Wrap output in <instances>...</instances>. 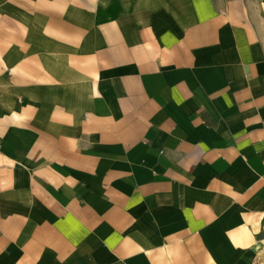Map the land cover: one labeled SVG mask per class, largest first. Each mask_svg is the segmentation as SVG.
Listing matches in <instances>:
<instances>
[{
  "label": "crops",
  "instance_id": "1",
  "mask_svg": "<svg viewBox=\"0 0 264 264\" xmlns=\"http://www.w3.org/2000/svg\"><path fill=\"white\" fill-rule=\"evenodd\" d=\"M0 264H264V0H0Z\"/></svg>",
  "mask_w": 264,
  "mask_h": 264
}]
</instances>
